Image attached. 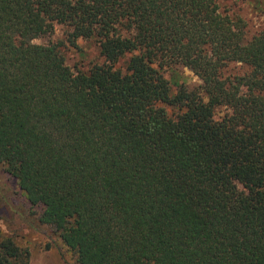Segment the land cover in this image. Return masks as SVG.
Masks as SVG:
<instances>
[{"label":"trees","instance_id":"1","mask_svg":"<svg viewBox=\"0 0 264 264\" xmlns=\"http://www.w3.org/2000/svg\"><path fill=\"white\" fill-rule=\"evenodd\" d=\"M219 1L0 0V165L76 264H264V29ZM56 25L101 63L31 42Z\"/></svg>","mask_w":264,"mask_h":264},{"label":"rangeland","instance_id":"2","mask_svg":"<svg viewBox=\"0 0 264 264\" xmlns=\"http://www.w3.org/2000/svg\"><path fill=\"white\" fill-rule=\"evenodd\" d=\"M219 11L231 19H240L243 33L250 38L264 29V0H220ZM68 29L56 25L51 34L37 36L31 42L37 45L60 43L65 64L73 71H87L102 58L93 40L78 38L75 46L67 42ZM238 71V70H237ZM238 72H241L239 70ZM165 77L186 87H198L201 82L187 69L179 68ZM169 115L174 110L167 108ZM224 114L222 107L214 109V118ZM39 207L30 206L18 190L15 180L6 174L0 165V232L14 237L16 244L27 248L28 264H76L74 256L61 243L52 230L38 222Z\"/></svg>","mask_w":264,"mask_h":264}]
</instances>
